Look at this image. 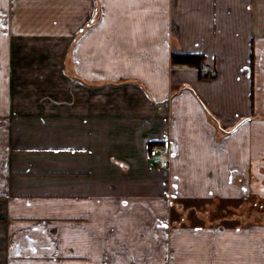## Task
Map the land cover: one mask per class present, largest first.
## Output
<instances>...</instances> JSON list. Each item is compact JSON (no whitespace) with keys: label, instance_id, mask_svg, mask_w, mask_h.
Here are the masks:
<instances>
[{"label":"crops","instance_id":"0c3cea01","mask_svg":"<svg viewBox=\"0 0 264 264\" xmlns=\"http://www.w3.org/2000/svg\"><path fill=\"white\" fill-rule=\"evenodd\" d=\"M193 202L264 229V0H0V264L234 254Z\"/></svg>","mask_w":264,"mask_h":264},{"label":"rangeland","instance_id":"374dc122","mask_svg":"<svg viewBox=\"0 0 264 264\" xmlns=\"http://www.w3.org/2000/svg\"><path fill=\"white\" fill-rule=\"evenodd\" d=\"M208 68V67H207ZM209 71L203 70V74H206L208 79L212 78V75H215V72L208 68ZM171 136V135H170ZM147 156H150V147H147ZM156 162V163H155ZM158 158L153 157L151 159L150 167L152 168L157 166ZM121 167V166H120ZM122 170H125L123 167H121ZM193 208H189L187 206L186 211L182 213L180 216L178 215V218L180 217L183 222L191 223V224H199V223H205L208 224V226L212 228H217L219 226H223L224 228H230L232 231H236L235 233L231 234L229 237L230 240V247L235 246L234 248V254L232 251L230 252V255H228V252L223 249V245L227 246V242L224 243V240H220L218 244H221L220 249H218V256L216 259H213L210 261V264H243L244 261H249L250 264H259L260 262H264V229L259 231H252L253 233H237L240 224L238 221H240V218L238 215L236 216H230L228 215V210L223 209L221 206L216 211H208L206 214V211L203 209H200L197 214L198 207L196 206V203L190 204ZM226 208V207H225ZM234 212V211H233ZM242 210L237 208V213H241ZM203 214H206L208 216H203ZM229 219V220H228ZM234 219L237 222H233ZM264 220V219H263ZM263 220H258V223L264 224ZM231 223L227 227V223ZM250 231V230H249ZM235 243V245H234ZM204 259H208V255H203Z\"/></svg>","mask_w":264,"mask_h":264},{"label":"built area","instance_id":"2783aa9c","mask_svg":"<svg viewBox=\"0 0 264 264\" xmlns=\"http://www.w3.org/2000/svg\"><path fill=\"white\" fill-rule=\"evenodd\" d=\"M205 71H209L208 68ZM150 154L152 157L158 158L159 168L163 171H169L172 164V142L169 138H165L161 143L152 147Z\"/></svg>","mask_w":264,"mask_h":264},{"label":"trees","instance_id":"16d2710c","mask_svg":"<svg viewBox=\"0 0 264 264\" xmlns=\"http://www.w3.org/2000/svg\"><path fill=\"white\" fill-rule=\"evenodd\" d=\"M204 56L199 54H174L172 62L174 65H185L188 67L198 68L201 71L203 78H208L206 74H203Z\"/></svg>","mask_w":264,"mask_h":264}]
</instances>
